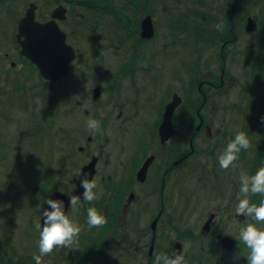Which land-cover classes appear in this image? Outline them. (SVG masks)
I'll use <instances>...</instances> for the list:
<instances>
[{
  "label": "flooded vegetation",
  "instance_id": "flooded-vegetation-1",
  "mask_svg": "<svg viewBox=\"0 0 264 264\" xmlns=\"http://www.w3.org/2000/svg\"><path fill=\"white\" fill-rule=\"evenodd\" d=\"M13 1L0 0V76L8 75V70L18 71L21 66H31L37 72L21 55L17 40L19 22L30 4L36 7L35 21L39 23L51 21L58 7L65 11L64 20L54 21L74 56L68 64L69 72L53 84L67 81L78 70L80 49L75 43L87 42L89 35L99 34L113 54L126 51L130 57L110 59L105 71L99 68L101 62L95 63L97 67L90 65L94 84L85 95L88 105L77 103L75 106L77 125L74 131L64 129L57 168H54V154L40 158L39 162L34 159L27 165H18L14 187L24 192L17 201L4 203L8 206L6 209L14 207L15 210L14 221L7 224L15 226L17 220L26 218L28 229L23 235H31L37 223L42 228V214L51 208L47 201H57L70 221L79 225L80 232L65 246L53 249L48 256L50 264H153L159 256H165L163 264H172L191 251L184 241L190 239L194 244L197 240L205 244L198 254L191 255L209 259L212 245L209 246L206 237L212 233L218 246L230 253L222 248L220 241L232 238L222 231H214L222 210H216L215 219H212L213 211L205 215L195 235L197 239L189 232L180 234L177 225L181 215L180 178L181 170L200 153L195 142L212 137L214 129H221L223 125L219 121L224 119L222 115L228 111L227 106H234L227 101L234 86L233 79L226 80L233 65L234 56L230 54L243 59L245 46L240 43L245 36L256 35L259 21V15L244 13L248 0H128L123 19L125 28L120 21L110 24L111 19L96 15L94 9L84 6L83 0L78 4L70 0H59L61 3L47 0L48 14L38 18L36 4L29 3L17 13L10 10ZM112 1L113 5H121L122 0ZM249 18L256 23L253 32L245 30ZM145 19H149L152 29L149 38L141 37V23ZM154 52L156 56L150 58ZM140 56L144 58L142 63ZM85 64L89 65L87 60ZM239 109L240 106L234 107L237 112ZM0 117L9 121L5 114ZM82 118L89 120L83 123ZM91 120L98 121V126L89 127ZM181 129H188L190 133L182 137ZM12 132L10 129L8 135L0 138V172L6 166L5 161L17 165L22 157V145H15ZM224 170L217 175L218 170L208 172L199 166L191 173L201 189L198 199L204 189L218 191L208 199L211 203L215 199L218 209L233 205L232 200L228 203L230 198L238 206L240 193L244 200L240 163L235 158L228 172ZM90 172L89 182L95 181L92 191L97 198L87 202L81 186L85 174ZM230 173L233 176L236 173L237 181H231L233 186L225 194L219 185L221 181L229 184ZM191 193L195 195L194 189ZM73 196L79 199L75 207L70 206ZM91 207L105 217L102 227H88L87 214ZM233 217L242 225L246 220L242 212ZM229 219L227 215L225 225ZM214 221L213 225L204 226ZM12 238L11 234H5L0 239ZM6 253L5 257H17V252ZM20 256L17 259L22 264H36ZM5 257L0 258V264L10 263ZM194 262L202 264L207 260L187 259L189 264Z\"/></svg>",
  "mask_w": 264,
  "mask_h": 264
},
{
  "label": "rangeland",
  "instance_id": "rangeland-1",
  "mask_svg": "<svg viewBox=\"0 0 264 264\" xmlns=\"http://www.w3.org/2000/svg\"><path fill=\"white\" fill-rule=\"evenodd\" d=\"M29 3L36 4L39 9L37 18L38 16L44 17L48 14L47 0H14L12 5H10V10L18 11L17 13H19V10ZM263 4L264 0H248L245 7H243V11L245 14L255 13L259 15L260 18V15L264 12ZM259 32L262 36L261 28H259ZM86 41L87 42L82 40L75 43L80 49V53L78 54L80 65L78 66V70H76L72 76L68 77L65 82L58 81L54 84L44 83L35 69L31 66H21L20 69L15 72L8 70V75L0 76V116L5 114L9 119L7 122L4 118L0 117V138H4L5 135H8L11 129L13 131L11 138L16 143L15 145H22L20 146L22 157L17 161V165L10 160L7 162L5 161L4 163H6V166L0 172V238H3L5 234H11V237H14L9 241L0 239V258L5 257L7 254L6 252L13 253L14 251L17 252V257L21 255L20 257H24L28 262L30 260L36 262L33 257L40 256L41 264H50L48 256L51 254L42 258L39 244L36 245V241L39 240V230L36 228L33 234L24 236V230L28 229L26 218L17 220L15 226L13 223L9 226L7 222L10 220L14 221L13 214H15V210L14 207L6 209L8 206H5L4 203L7 204L12 201H17L19 199L18 196L24 192L23 189L14 187L15 176L18 175L19 171L18 165H27L29 161L34 159L39 162L41 159L47 157V155L50 154L51 156L54 154V168H57L56 164L60 159L59 155L62 153L63 149L60 147L64 129L74 131L77 125V109L75 106L77 103H82L84 106L88 105L85 101V95L88 88L94 84L92 83L91 66L97 67L98 65H95V63L101 62L99 68L101 71H105L106 68L110 66V59L130 57L126 51L113 54L111 49H107L106 47L107 41H104L99 34L87 36ZM252 43L255 44L252 46ZM71 44H73V42H71ZM240 44L242 47L245 46L243 48V59L237 55L230 54V56H234L232 58L233 65H230V70L226 76V80H234L233 82L231 81L234 86L227 95L228 104L234 106L232 108L227 106L228 111L224 112L222 115L224 119H220L219 121L223 125L221 129H214V135H212V137L207 139L202 137V139L195 142V148L200 153L194 155L184 169L181 170V215L177 224L180 234L189 232L195 237L196 233L200 231L201 225L204 223L205 215L213 211L212 219H215L216 215L214 213L216 210H222L221 216L218 220L216 219L217 223L214 225V231H222L223 234L232 238L235 244L231 252L226 253L218 246L215 240V233L208 235L206 240L209 242V246L212 245V247H210L212 248V254L210 258L207 259L208 257L203 255H191L193 253L198 254V251H200L202 247H205V244L201 243L203 241L197 240V243L194 244L195 241L191 239L184 240L190 245L191 251L183 254L180 261L182 264H189L187 263L189 257L194 258L197 262L200 260H207V263L202 264H248V257L251 250L246 247L241 239V232L247 226V223L245 220L243 225L241 223L238 224L234 221L235 218L233 217L234 214L241 215V212L246 215L248 211L244 209L238 213L237 209L239 205L234 206L236 201L232 198L229 199L228 203L232 200L233 205H224L228 208L218 209L219 206L215 203V199L212 200V203L211 200H208L216 196L218 192L211 190V188L204 189L198 199L197 195L201 189L191 174L192 169H197L199 166L208 172L213 169L218 170L216 173L217 175L221 173L219 172L222 169L219 165V159L226 148V142L229 143L231 141L230 138L237 134L244 119L240 112L234 110L235 106H240L244 109L249 103L256 101L257 106H260L261 110L262 108L264 110V86L254 83L258 81V79L255 78L253 72L256 65L255 57L258 58L264 55L259 33H256L255 36H245ZM249 48L251 49L248 50ZM155 53L156 52H154V54H152L153 56L150 58H154V56H156ZM142 54L144 56L143 52ZM252 57L253 62H251ZM139 59L141 60L140 63L144 61L142 56H140ZM86 60L89 65L85 64ZM17 68L18 67H16V69ZM149 94H151L150 91ZM217 101H219V99ZM98 115L101 116L100 113H98ZM12 117L13 121L11 120ZM214 117L218 120V113H215ZM87 120H89V118H82L83 123ZM215 132H217V134H215ZM186 133H190V131L188 129H181L182 137ZM4 151L10 152L9 150ZM234 168H237V166ZM245 169L248 170V168ZM225 170L228 172L227 169ZM228 176L232 177L229 184L221 181L219 185V188L222 190L221 192L225 194H227V188L229 189L233 186L231 181H237L236 173L234 176L231 173ZM223 177L225 179L227 178V176ZM242 178L243 181L245 179L248 181L247 176ZM248 183L250 184V182ZM238 184L239 183H237V185ZM193 185L194 187H191ZM191 189H194L195 195L191 193ZM239 199L240 202L243 200L241 193ZM244 200H251L249 192H244ZM232 206H234L233 210L230 209ZM200 209L201 211H199ZM225 212L228 213L225 214ZM227 215H229L230 219L229 223L225 225L224 221ZM248 217H250V213H248ZM216 221L213 223H205L204 226L209 227ZM256 227L264 230V222H257ZM210 241L212 242L211 244ZM209 246L206 244L208 250ZM236 249H243V251L238 252ZM17 257L7 255L5 259L7 261L15 260V264H21V261L18 260ZM164 259L165 256H159L153 264H163ZM193 264H195V262Z\"/></svg>",
  "mask_w": 264,
  "mask_h": 264
},
{
  "label": "clouds",
  "instance_id": "clouds-1",
  "mask_svg": "<svg viewBox=\"0 0 264 264\" xmlns=\"http://www.w3.org/2000/svg\"><path fill=\"white\" fill-rule=\"evenodd\" d=\"M98 126V121H89V127ZM249 141L244 132H238L234 139H232L226 146L223 155L219 159V165L222 169H227L232 163L233 159L237 158L236 154L240 148H247ZM84 188L83 198L87 202L94 201L97 197L92 191L96 187L95 181H82ZM241 191L247 193L249 191L248 181L244 180V185ZM251 191L253 194L264 195V166L260 167L255 175L251 178ZM47 203L53 209L52 211H45L43 216V227L37 223L36 228L39 230V249L40 255L50 254L54 248L65 246L72 241L73 237L78 235L80 227L77 223L70 221V219L61 210L57 201L48 200ZM79 203L77 197L70 198V206L75 207ZM247 209L248 213L253 214L257 222H264V200L259 206H249L248 200H242L239 204L237 212ZM106 223V219L94 207L88 209L87 224L89 228L102 227ZM241 239L243 243L249 248L250 255L248 257V264H264V230L257 228L254 224L247 225L241 232ZM36 264H41L40 256L33 257ZM172 264H180L179 259L173 261Z\"/></svg>",
  "mask_w": 264,
  "mask_h": 264
},
{
  "label": "water",
  "instance_id": "water-1",
  "mask_svg": "<svg viewBox=\"0 0 264 264\" xmlns=\"http://www.w3.org/2000/svg\"><path fill=\"white\" fill-rule=\"evenodd\" d=\"M36 7L30 4L24 17L18 25L17 40L21 47V55L28 59L37 69L40 77L46 81H55L65 76L69 70V63L74 56L71 47L65 44V36L56 25L54 20H64L65 11L58 7L53 11L52 20L46 23L35 21ZM245 30L253 32L256 30L255 20L249 18ZM152 29L149 19L141 23V37L149 38ZM176 100V98H174ZM169 131L170 127L167 128ZM161 131L164 129H160ZM171 134V132H170ZM169 134V135H170ZM90 174H85V180L89 181ZM81 191L83 186H81ZM52 208L46 210L51 211ZM43 227V222H42ZM222 248L231 251L234 241L224 238L221 241ZM178 249V246L176 247ZM176 254V253H175ZM175 258V256L173 257Z\"/></svg>",
  "mask_w": 264,
  "mask_h": 264
},
{
  "label": "trees",
  "instance_id": "trees-1",
  "mask_svg": "<svg viewBox=\"0 0 264 264\" xmlns=\"http://www.w3.org/2000/svg\"><path fill=\"white\" fill-rule=\"evenodd\" d=\"M67 2V0H65ZM72 3H77L79 0H70ZM85 1L84 6H87L89 10L94 9L96 15H104L105 20L111 19L110 24H113V21H120L124 24V13L126 11V7L129 5L128 0H122L121 5H113L112 0H83ZM61 1H56L58 3ZM247 3V2H246ZM71 4V3H69ZM264 5V4H263ZM81 7V5H80ZM264 12L260 15L259 25L257 27V33L260 35V40L262 43V48L264 49ZM259 28L262 30V36L259 32ZM249 48L248 50H250ZM249 61V60H248ZM251 62H253V57L251 58ZM255 68L253 70L255 74V78L258 81H255V84H261L264 86V55L262 57H255ZM240 114L243 116V121L241 123V128L238 132H244L249 145L247 148L241 147L239 152L236 154V161L240 163L241 170L240 176L248 177V188L249 194L251 196V200H248L249 206L256 205L259 206L261 201L264 200V195L259 193L253 194L251 191V178L255 175L256 171L264 166V110L260 106H257L256 101H252L246 106L244 109H239ZM237 132V133H238ZM235 135L233 136L234 139ZM245 168H248L245 169ZM243 179V178H242ZM244 183V181H243ZM245 211H248L245 209ZM253 214H250L248 217V213L246 212V223L257 225V221L253 217ZM16 261H10L9 264H15ZM23 262H21L22 264Z\"/></svg>",
  "mask_w": 264,
  "mask_h": 264
}]
</instances>
